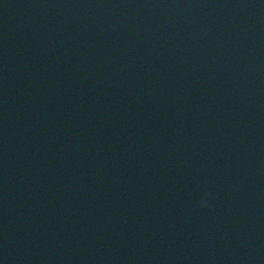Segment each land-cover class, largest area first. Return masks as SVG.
<instances>
[{
	"label": "water",
	"instance_id": "95a60500",
	"mask_svg": "<svg viewBox=\"0 0 264 264\" xmlns=\"http://www.w3.org/2000/svg\"><path fill=\"white\" fill-rule=\"evenodd\" d=\"M0 264H264V0H0Z\"/></svg>",
	"mask_w": 264,
	"mask_h": 264
}]
</instances>
